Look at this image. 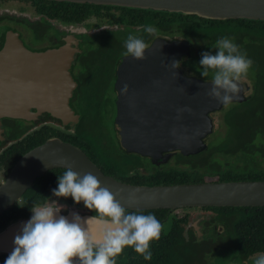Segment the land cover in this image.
I'll list each match as a JSON object with an SVG mask.
<instances>
[{
  "label": "flooded vegetation",
  "instance_id": "af4514ba",
  "mask_svg": "<svg viewBox=\"0 0 264 264\" xmlns=\"http://www.w3.org/2000/svg\"><path fill=\"white\" fill-rule=\"evenodd\" d=\"M6 3L14 5L18 3L20 8L4 10L0 13V17L7 18V22L12 27L5 32V39L0 41V79L3 77L18 78L19 76L16 77L9 73L16 69L39 68L38 65L34 67L23 65L24 63L12 61L8 57V46L11 42L7 41V36L10 31L17 32L24 49L32 53L60 48L74 50V59L70 66V75L74 82L70 107L77 115L78 121L64 125L48 114L37 115L38 110L35 107L31 108L33 115L29 120L3 118L0 126V135L3 139L0 141V185L7 179L14 167L9 171L8 165L3 164L4 160L2 161V156L12 148L11 144L17 141L19 144L23 142L25 136L41 133L47 138L44 141L38 140L32 149L51 138L61 139L79 147L105 175L130 185L160 186L264 181L260 179L262 177L260 174L251 172L253 169L257 173L264 171V164L259 167L255 166L252 163L253 154H247L249 150L238 144L226 146L224 119L227 111L233 105L245 103L255 94V87L247 76L243 78L248 79L250 84L239 81L247 86L242 95L243 101H232L229 105L222 106L220 110L210 114L213 130L202 139L204 147L199 153L186 155L181 151H175L164 153L160 157L129 151L123 146L121 129L117 122L119 97L125 94L126 89L125 82H127L128 74L125 73L128 70L126 60L130 57L124 55L125 42L129 35H134L142 38L149 48L161 38L169 40L173 38L162 36L155 23L150 26L156 29V33L149 35L144 31L145 26L149 25L136 21L140 15L133 11L120 9L122 7L104 6L97 13H91L82 22L69 23L39 15L29 1L0 0V8ZM26 32L32 34L33 40L24 38ZM173 40L187 42L182 39ZM187 44L190 55L182 60L180 68L186 76L211 82L210 79L205 80L186 71L187 68L183 66V62L191 56V47L188 42ZM159 80L155 83L152 81V74L148 76L142 74L140 81L134 79L128 83L130 87L139 88L133 98L137 101L139 111L155 113L160 110L161 104H166L160 96L155 97L162 91L168 92L167 89H162ZM151 86L153 88H146ZM150 91L154 92L153 97L149 94ZM134 100H131V103H134ZM216 114H218L219 127L225 134L223 137L220 136L221 138L213 136L219 130L216 129L217 119L214 118ZM147 118L149 119L150 116ZM142 119L144 121V116ZM28 144L29 141L23 143L24 146ZM251 150L255 151L252 147L250 152ZM55 170L57 169L48 171L43 177ZM235 175L238 178L250 177L252 180L222 181L230 176L236 177ZM41 178L35 181L33 187L28 189L15 205L28 204L32 208L35 205L52 204L60 206V215H65V210H73L82 215L79 210L81 204H76L70 198L56 197L53 192L47 190L43 191V195L39 194L34 187ZM47 180L50 184L58 183V178L55 177L50 176ZM221 208L234 207L164 210L167 214L164 219H160L164 226L161 237L181 239L187 242H209L210 250H204L203 254L201 253L203 258L191 261V264H254L257 255L264 254V252L257 251L246 257L239 253L234 243L241 235L240 229L234 225L237 216L228 215V212ZM31 216L32 214L22 216L19 219L10 220L7 225L0 226V236L12 224L29 219ZM10 253V251L0 250V264H4Z\"/></svg>",
  "mask_w": 264,
  "mask_h": 264
},
{
  "label": "water",
  "instance_id": "95a60500",
  "mask_svg": "<svg viewBox=\"0 0 264 264\" xmlns=\"http://www.w3.org/2000/svg\"><path fill=\"white\" fill-rule=\"evenodd\" d=\"M49 1L182 13L208 20L264 21V0ZM7 41L11 42L7 55L12 61L33 67L38 65L39 68L16 69L9 73L18 78L0 79V126L3 118L31 119L33 107L37 108V115L48 114L64 125L78 121L70 107L74 90L70 66L74 50L60 48L32 53L24 49L19 34L13 31L8 33ZM189 55L187 42L161 38L145 51L146 59L127 58L126 89L125 94L119 97L117 122L123 146L129 151L162 157L164 153L175 151L186 155L196 154L203 149L202 139L213 130L210 114L220 110L223 105L209 96L211 82L184 74L180 64ZM173 62L178 63L177 68L172 67ZM142 74H152V81L156 83L160 79L162 89L168 90L155 95L166 103L161 104L160 110L155 113L139 111L137 101L133 99L139 88L128 86L131 80L140 81ZM239 87L237 96L240 97H234L233 101H243L242 95L247 86L239 82ZM149 94L154 96L153 91ZM131 100L135 102L131 103ZM0 141H3L1 135ZM69 167L81 175L88 172L96 175L101 185L107 187L129 211L264 207V181L130 185L105 175L79 147L51 138L25 153L0 185V216L9 211L33 187L35 181L48 171L67 170ZM73 213L78 214L68 210L63 216L71 221ZM80 216L88 218L92 215ZM29 219L12 224L1 234V251H13L14 238Z\"/></svg>",
  "mask_w": 264,
  "mask_h": 264
},
{
  "label": "trees",
  "instance_id": "16d2710c",
  "mask_svg": "<svg viewBox=\"0 0 264 264\" xmlns=\"http://www.w3.org/2000/svg\"><path fill=\"white\" fill-rule=\"evenodd\" d=\"M24 1L31 2L36 12L43 17L69 23L82 22L91 13H97V11L104 7L94 4L49 0ZM120 9L139 14L140 16L136 20L139 23H143L144 25L155 23L159 27L162 36L186 40L191 47V56L183 62V66L187 68L186 71L188 73L205 80H212V73L210 71L208 77H202V66L199 64L202 58L201 54L204 52L216 54L218 50L214 48V45L217 40L227 37L238 45L241 52L246 53L247 57L253 61L252 68L249 70L247 77L255 87V94L245 103L233 105L227 111L224 119L227 137L226 146L230 144L244 146L249 150L247 154H253L251 157L252 163L255 166L259 167L264 164V21L248 19L208 20L196 15H185L182 13L135 8ZM11 28L10 23L7 22V18L0 17V41L5 39V32ZM42 135L41 133L29 135L28 137L25 136L23 142L17 144V141L13 143L14 146L11 144L12 148L8 150L7 154L5 153L2 156V161L4 160L3 164L8 165L9 171L26 152L37 144L38 140L44 141L47 138V136L44 137ZM26 141H29L28 146L23 145ZM251 147L255 151L251 150L252 152H250ZM65 171V169H57L51 172L46 177L41 178L34 189L42 195L43 191L46 190L52 192L51 190L58 187V183L50 184L47 178L50 176L58 178ZM251 172L260 174L262 176L260 179L264 180V171L257 173L253 169ZM240 179L252 180L250 177L238 178L237 176H230L222 179V181H236ZM68 198L72 199L71 197ZM80 204L81 209L79 210L82 212V215H95V212L88 210L83 202ZM221 209L226 210L228 215L237 216L234 225L240 229L238 230L241 232V235L234 243L239 253L246 257L257 251L264 252V207ZM66 212L67 210H65ZM139 212L154 214L159 221L160 219H164L167 214V211L164 210ZM31 214V208L28 204L15 205L0 216V226L7 225L10 220H16L22 216H30ZM209 244V242H187L181 239L161 237L158 241L151 244V260H144L131 247H128L116 258V264H191V261L203 258L202 254L204 250H210Z\"/></svg>",
  "mask_w": 264,
  "mask_h": 264
},
{
  "label": "clouds",
  "instance_id": "9594fccd",
  "mask_svg": "<svg viewBox=\"0 0 264 264\" xmlns=\"http://www.w3.org/2000/svg\"><path fill=\"white\" fill-rule=\"evenodd\" d=\"M144 31L156 33L150 25ZM125 48V56L146 59L148 44L142 38L129 35ZM214 48L218 50L214 55L201 54V75L208 77L211 71L208 94L227 106L238 95L239 81L247 76L253 61L227 37L217 40ZM177 65L172 63L173 68ZM52 192L56 197H71L76 204L83 202L95 215L82 218L73 213L70 221L58 215L60 206H33L32 216L15 236L14 249L4 264H116L128 247L144 260L152 259L151 244L161 238L163 224L154 214L128 211L96 175H81L69 167L58 176V187ZM254 264H264V254H258Z\"/></svg>",
  "mask_w": 264,
  "mask_h": 264
},
{
  "label": "rangeland",
  "instance_id": "374dc122",
  "mask_svg": "<svg viewBox=\"0 0 264 264\" xmlns=\"http://www.w3.org/2000/svg\"><path fill=\"white\" fill-rule=\"evenodd\" d=\"M8 3V2H7ZM6 3V5H3V6H1V8H0V13H2L4 10H11V9H19L20 7H19V4L17 3V4H7ZM27 8H28V5L26 6ZM29 10H31V9H29ZM27 16V15H26ZM25 34V36H24V38L26 39V40H33V36H32V34H30V33H28V32H26V33H24ZM241 80L243 81V82H246V83H248V84H250V82H249V80L248 79H246V78H241ZM250 93V92H249ZM218 117V114H216L215 115V119H217V121H216V129H219V130H217V132L213 135L214 137H216V138H221L220 136H222L223 137V135H225V134H223L224 132H223V130L222 129H220V125H219V119L217 118Z\"/></svg>",
  "mask_w": 264,
  "mask_h": 264
}]
</instances>
